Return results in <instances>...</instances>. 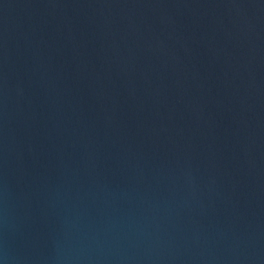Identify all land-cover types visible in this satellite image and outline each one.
I'll return each instance as SVG.
<instances>
[{
	"label": "water",
	"instance_id": "95a60500",
	"mask_svg": "<svg viewBox=\"0 0 264 264\" xmlns=\"http://www.w3.org/2000/svg\"><path fill=\"white\" fill-rule=\"evenodd\" d=\"M0 264H264V0H0Z\"/></svg>",
	"mask_w": 264,
	"mask_h": 264
}]
</instances>
